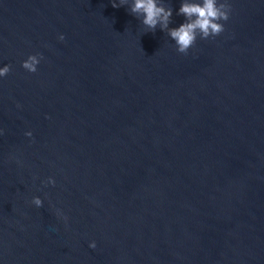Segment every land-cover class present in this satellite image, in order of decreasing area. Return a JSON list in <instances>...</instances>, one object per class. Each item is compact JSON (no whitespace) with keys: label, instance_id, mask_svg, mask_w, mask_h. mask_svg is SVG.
Returning <instances> with one entry per match:
<instances>
[{"label":"water","instance_id":"water-1","mask_svg":"<svg viewBox=\"0 0 264 264\" xmlns=\"http://www.w3.org/2000/svg\"><path fill=\"white\" fill-rule=\"evenodd\" d=\"M228 3L181 54L111 0H0V264H264V0Z\"/></svg>","mask_w":264,"mask_h":264},{"label":"clouds","instance_id":"clouds-1","mask_svg":"<svg viewBox=\"0 0 264 264\" xmlns=\"http://www.w3.org/2000/svg\"><path fill=\"white\" fill-rule=\"evenodd\" d=\"M111 2L113 8L127 6L129 14L139 19L145 27V33H155L158 27L166 32L181 54L188 53L198 36L201 39H208L222 33L224 31L222 21H227L231 12L228 0H181V6L176 14L183 16L184 22L179 27L170 28L173 9L165 6L163 0H111ZM60 39L63 40L64 37L60 36ZM41 59H43L41 54L30 55L22 62V67L30 73H35ZM9 72L10 66L5 65L0 68V77L6 76ZM25 135L32 136V133L27 132ZM46 183L54 184L55 181L49 178ZM31 203L37 207L42 206L39 197H33ZM64 219L67 220V217ZM95 246V242L90 244L92 248Z\"/></svg>","mask_w":264,"mask_h":264}]
</instances>
